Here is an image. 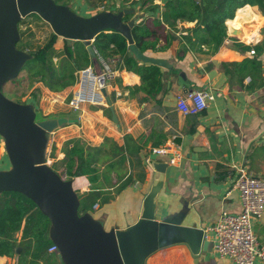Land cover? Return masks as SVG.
Here are the masks:
<instances>
[{
  "label": "crops",
  "instance_id": "crops-1",
  "mask_svg": "<svg viewBox=\"0 0 264 264\" xmlns=\"http://www.w3.org/2000/svg\"><path fill=\"white\" fill-rule=\"evenodd\" d=\"M117 1L116 6L119 7L122 1ZM166 1L155 0L158 8L154 11L141 10L140 2L127 5V8L134 10V17H138L136 22H139L144 18L160 16ZM247 5L260 16L253 19L252 25L243 19L242 28L230 31L227 24L229 19L226 24L228 35L236 34L246 39L256 35L261 27L263 40L255 45V55L249 54L253 46L239 41L237 37L229 42L224 41L214 53L191 51L183 60L176 57L178 40L167 51H148L173 64L170 70L162 69L168 90L161 102L154 99L140 102L144 93H130L127 87L141 84L140 76L133 71L115 69V75L106 80L108 95L125 134L140 137L142 146L141 161L134 166L132 181L117 192L116 187L127 181L130 173L123 178H114L110 187H105L109 193L103 194L109 196L110 200L104 204L95 203L98 205L92 213L103 217L108 229L114 226L125 228L139 219L144 197L153 182V161L169 164L158 197L157 218L186 226L208 228L218 221L223 210L241 211L240 193L232 188L237 166H245L249 174L264 178V12L257 5ZM109 10L116 11L115 8ZM195 24L196 21L179 20L174 32L177 35L186 34ZM64 42V38L59 36L56 48L60 50ZM204 50L208 48L204 47ZM252 58L259 62L256 71L242 74L232 69L233 74L230 75L222 67V62H241ZM90 67L95 75L102 73V69L98 68L95 72L94 67ZM178 70L179 77L172 75ZM186 89L187 92L205 90L214 94L215 98L199 114L184 115L177 109L176 102L178 95L187 93ZM90 103L104 104V100ZM83 108L82 111L79 108V113H74L77 124L90 121L94 115L107 118L103 105L94 112ZM107 108H110L108 104ZM160 139L162 142L155 146L154 141ZM158 147H166L168 153H154L153 149ZM172 155L179 156L175 163L170 162ZM10 167L5 143L0 136V169ZM74 186L83 192L90 189L91 183L86 176H79L74 178ZM253 225L259 242L264 245V213L253 218ZM208 239L211 241L210 249L198 259L187 245L173 244L151 254L147 264H231L228 258L219 256L213 250V232L208 234ZM0 258H5L7 264H17L16 258ZM255 264H264V261L257 259Z\"/></svg>",
  "mask_w": 264,
  "mask_h": 264
},
{
  "label": "water",
  "instance_id": "water-1",
  "mask_svg": "<svg viewBox=\"0 0 264 264\" xmlns=\"http://www.w3.org/2000/svg\"><path fill=\"white\" fill-rule=\"evenodd\" d=\"M133 11L131 8L102 10L86 16L55 0H0V135L5 140L11 162L10 168L0 169V193L19 191L36 202L51 221L49 237L59 248L61 264H147L151 254L173 244L187 245L198 259L210 249L211 241L206 237L205 228L157 218L158 197L165 183L167 162H152L153 182L136 222L125 228L108 229L103 217L90 211L80 214L81 203L74 179H64L51 167L47 150L52 133L75 119L37 120L32 103L14 101L3 92L4 85L17 78L32 58L28 50L17 48L21 38L19 23L32 13L47 22L67 43L84 41L91 56L96 55L93 41L103 32L115 30L128 38L130 51L139 60L172 68L168 60L149 56L138 48L131 30L138 17L123 21L124 15ZM100 82L105 83V77H101ZM94 83L93 77L91 87ZM101 91L113 120L118 122L106 86L103 85Z\"/></svg>",
  "mask_w": 264,
  "mask_h": 264
},
{
  "label": "trees",
  "instance_id": "trees-1",
  "mask_svg": "<svg viewBox=\"0 0 264 264\" xmlns=\"http://www.w3.org/2000/svg\"><path fill=\"white\" fill-rule=\"evenodd\" d=\"M55 1L73 8L69 0ZM84 1L89 6L96 7L98 5V0ZM120 1L131 6L140 2L141 10L154 11L158 8L155 0ZM247 4L257 5L264 12V0H167L160 16L144 18L132 26L133 38L138 48L149 56L154 55L149 54L148 51H167L177 40L179 42L176 53L178 60H183L191 51H204L211 54L217 51L228 37L227 24L230 31H233L235 28H242L241 21L243 19L252 25L253 19L260 17L255 9ZM109 9L105 7L102 10ZM120 10L123 9H116V11ZM34 17L40 18L36 13H32L20 21L21 38L17 43V48L28 50L32 54V58L25 63L23 68L28 71L33 70L34 75L40 76L41 81L50 90L60 91L76 84L78 72L90 65L94 67L95 72L98 71V68L101 70L104 66L101 58L108 63L112 58H116L114 69L133 71L141 78L140 85L127 87L131 90L130 93H144L140 102L149 99L161 102L168 90L165 73L162 71L163 67L139 60L130 51L128 38L121 32L108 30L98 36L92 43L96 51L95 56H91L87 44L81 40L73 41L71 44L65 40L63 49L58 51L55 44L59 36L42 18L43 22L41 26H38L39 29L45 32L48 27L49 31L40 42L31 40L34 31L32 25ZM133 17L134 12L127 13L124 15L123 21L128 22ZM179 20L196 21V24L190 32L177 35L174 28ZM204 47H207L208 50L205 51ZM246 47L249 48V46ZM56 57L59 58L58 64L54 63ZM222 67L230 75L233 74L232 69L245 74L252 70H258L259 62L256 58L244 59L241 62H222ZM164 69L170 70V68ZM172 75L179 77L180 71H175ZM11 81L15 85H19L20 82L18 77ZM108 112L112 118L110 108H108ZM49 117L52 116L42 117V119ZM124 140L122 148L125 155H121L120 160L134 156L140 163V150L142 149L140 137L135 138L131 133H126ZM161 142L162 139L154 141V144L157 146ZM102 147V145H88L81 138H72L65 143L61 150L65 153L64 158L58 159L59 151L55 145L52 146L49 153V158L53 160L51 167L64 179L69 180L79 176H86L89 179L90 189L78 193L81 203L80 214L87 211L93 212L96 202L104 204L110 200L109 196L101 198L103 194L109 193L103 185L104 171L100 165L102 158L109 156L103 153ZM112 170L118 173L115 166L110 164L106 171ZM131 181L132 178H129L120 183L116 187V191L120 192ZM50 224L51 221L47 215L26 194L19 191L0 193V256L16 258L17 264H42L47 261L50 255L47 252L48 247L53 244L49 237ZM2 262L7 264L5 258H0V264Z\"/></svg>",
  "mask_w": 264,
  "mask_h": 264
},
{
  "label": "rangeland",
  "instance_id": "rangeland-1",
  "mask_svg": "<svg viewBox=\"0 0 264 264\" xmlns=\"http://www.w3.org/2000/svg\"><path fill=\"white\" fill-rule=\"evenodd\" d=\"M70 5L74 7V10L82 15L90 16L97 11L108 7L110 9H126V3L120 2L119 7L116 6V3H119L117 0H98V5L96 7L90 6L87 8V3L84 0H69ZM81 3V4H80ZM41 17H34L32 21V25L34 28L32 34V41L40 42L43 37L48 33L49 28L47 27L45 32H42L38 26H41ZM51 28V27H50ZM65 40V39H64ZM65 44V42H64ZM64 47V46H63ZM61 47L60 50L63 49ZM60 51L59 49H57ZM54 63H59V58H54ZM78 77H80V72H78ZM20 80L19 85L13 84L12 81L7 82L3 87V92L14 101H18L21 103H32L35 106V110L37 112V120H42V117L52 116L53 117H67L75 119L73 117L74 113H79L86 107L90 112H94L99 107L103 105L104 116L107 118L103 119L100 115H94L90 121L86 123L77 124L75 120L70 122V124L64 128L57 129L54 133H52L51 139L48 145V154L50 153L52 146L55 145L59 151L58 159H62L65 157V153L61 152L65 143L72 138H81L88 145H102L103 153H106L109 157L102 158L101 160V168L103 172V185L107 188L110 187L109 184L113 181L114 178H123L130 173L131 178L133 176L132 172L135 165H138L136 158L134 156L125 157L124 160L121 159V155H125L123 152V138L125 135L124 127L121 126V122L118 117V122L114 121L113 118L110 117L108 108H107V99L104 98V104L100 103H81L80 111L79 109H74L70 105V100L73 97L74 92L78 88L79 84H81V79L72 86H69L60 91L50 90L49 87L45 85L43 81H41L40 76H35L32 71H28L26 69H22L18 75ZM109 79V78H108ZM115 108V106H114ZM91 109V110H90ZM78 110V111H77ZM101 114V113H100ZM72 123V124H71ZM75 123V124H74ZM1 136V135H0ZM3 138V136H1ZM5 143V140L3 138ZM107 142L106 144H104ZM48 163H52V159L48 156ZM110 164H113L118 171H106V168L109 167ZM75 187V186H74ZM91 187V186H90ZM77 193L82 192L80 189L75 188ZM115 190V189H114ZM103 195L101 198H104ZM211 246V244H210ZM46 264H61L58 258V253L50 254ZM9 264V263H8Z\"/></svg>",
  "mask_w": 264,
  "mask_h": 264
},
{
  "label": "built area",
  "instance_id": "built-area-1",
  "mask_svg": "<svg viewBox=\"0 0 264 264\" xmlns=\"http://www.w3.org/2000/svg\"><path fill=\"white\" fill-rule=\"evenodd\" d=\"M234 37L253 46L249 51L251 55L256 54L255 45L263 40L261 27L258 29L257 34L250 39L230 34L225 41L229 42ZM101 60L104 66L100 75H95L90 66L79 71L82 81L81 85L83 83L86 85L90 84L93 77L95 83L92 86V90L83 91L80 85V88L70 100V105L74 109H79L81 103L98 101L100 97H104L101 87L103 85L106 86V80L115 75L116 70L113 68L112 63L116 62V58H112L110 63L105 62L102 58ZM101 77H105V83L100 82ZM214 98L215 95L208 91L191 90L177 96L176 107L184 115L199 114L207 109L209 102ZM153 152L156 154H167L168 149L166 147H158L154 148ZM178 157L172 155L170 162L175 163ZM236 171L237 175L232 188L240 193L241 211L231 212L223 210L218 221L214 225L205 228L206 237L208 238V234L213 232V250L219 256L228 258L231 264H255L257 259L264 261V245L259 242L253 225V218L260 217L264 213V178L249 174L245 166H237ZM97 205L95 204L93 208L97 207ZM47 252L49 254L58 253L59 248L53 243L48 247ZM42 264L46 263L43 262Z\"/></svg>",
  "mask_w": 264,
  "mask_h": 264
},
{
  "label": "bare ground",
  "instance_id": "bare-ground-1",
  "mask_svg": "<svg viewBox=\"0 0 264 264\" xmlns=\"http://www.w3.org/2000/svg\"><path fill=\"white\" fill-rule=\"evenodd\" d=\"M82 90L84 91V90H87V89H89V90H92V87L90 86V84H85V83H83L82 85ZM91 93V92H90ZM90 95H92V94H90ZM91 98H92V96H90ZM94 99H96V98H94ZM104 100V97H100L99 98V100L98 101H103ZM94 101H96V100H94ZM93 101V102H94ZM98 101H96V102H98Z\"/></svg>",
  "mask_w": 264,
  "mask_h": 264
}]
</instances>
